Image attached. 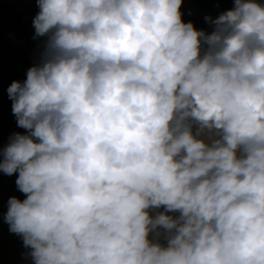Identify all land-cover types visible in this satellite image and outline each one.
<instances>
[{"label": "clouds", "instance_id": "clouds-1", "mask_svg": "<svg viewBox=\"0 0 264 264\" xmlns=\"http://www.w3.org/2000/svg\"><path fill=\"white\" fill-rule=\"evenodd\" d=\"M36 2L0 149L31 264H264V2Z\"/></svg>", "mask_w": 264, "mask_h": 264}, {"label": "crops", "instance_id": "crops-1", "mask_svg": "<svg viewBox=\"0 0 264 264\" xmlns=\"http://www.w3.org/2000/svg\"><path fill=\"white\" fill-rule=\"evenodd\" d=\"M232 7L233 0H183L182 19L210 33L212 26L205 17L215 19ZM38 12L36 0H0V149L7 146L13 133H26L17 126L7 89L13 81H24L28 68L40 59L47 37L34 38L33 20ZM17 177L18 173L8 176L0 172V264H31L22 238L11 233L3 220L10 197L26 198L17 189Z\"/></svg>", "mask_w": 264, "mask_h": 264}]
</instances>
